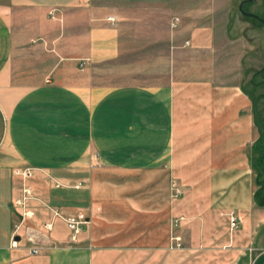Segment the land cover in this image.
<instances>
[{"label": "crops", "instance_id": "obj_1", "mask_svg": "<svg viewBox=\"0 0 264 264\" xmlns=\"http://www.w3.org/2000/svg\"><path fill=\"white\" fill-rule=\"evenodd\" d=\"M237 41L170 0L0 5V264H250L262 130ZM121 58L157 75L92 85L95 67ZM50 208L89 224L73 240ZM25 227L45 232L39 254Z\"/></svg>", "mask_w": 264, "mask_h": 264}, {"label": "rangeland", "instance_id": "obj_2", "mask_svg": "<svg viewBox=\"0 0 264 264\" xmlns=\"http://www.w3.org/2000/svg\"><path fill=\"white\" fill-rule=\"evenodd\" d=\"M16 0H0V5H10ZM95 6L117 5L125 7L137 0H91ZM171 5L175 4L188 18L191 23L213 25L217 32L229 36L233 40H238L237 46L239 58L243 57L244 84L247 89L252 90L257 102L260 125L264 128V85L253 86L252 79L256 83L264 79L258 74L264 68V24L254 18L245 17L239 10L240 3L243 0H170ZM14 5L15 10H27L23 5ZM244 10L253 13L264 19V0H258L254 3H248ZM238 58V59H239ZM144 72L136 74L132 70H127L126 59L121 58L114 62L105 63L95 67L93 73V86L111 88L115 85H123L132 82L148 83L147 80L155 77L153 68L146 66ZM131 69V66H130ZM151 69V70H149ZM154 80H151V82ZM264 135V133H263ZM264 147V137L262 140ZM264 152V148H263ZM264 156V153L263 155ZM98 157V155H95ZM34 171V168H30ZM255 183L260 189L257 192L258 201L264 205V158L255 168ZM90 221V219H89ZM87 226V225H86ZM72 232V231H71ZM79 236V235H78ZM76 237V239L78 238ZM73 239V236H72ZM75 239V240H76ZM74 240V239H73ZM255 246L259 250L254 254L250 264H264V224L256 229ZM241 251L240 249L235 252ZM260 253V255H259ZM263 256V257H262Z\"/></svg>", "mask_w": 264, "mask_h": 264}, {"label": "built area", "instance_id": "obj_3", "mask_svg": "<svg viewBox=\"0 0 264 264\" xmlns=\"http://www.w3.org/2000/svg\"><path fill=\"white\" fill-rule=\"evenodd\" d=\"M109 21H111L112 23H115L116 22V18L115 17H110ZM179 25H180V18L179 17L173 18L172 23H171V28L176 29V28L179 27ZM188 44H189V42H187V45ZM16 174L21 175L22 178L24 180H26V179H28V178H30L32 176L33 170L30 169V168L25 169V170H16ZM180 195H181L180 190H177L176 196L178 197ZM30 199H32L31 189L29 187L25 186L24 189H23V197H22L21 200H19L17 202L18 205H20L22 207L23 212H22V220L16 226V230H15L14 235H13L14 236L13 237L14 238L13 239V246L14 247H16L17 244H18V242L15 239V237L18 236L19 231L24 227L25 219H26V217L28 215L26 213V211H25V206H26V202L28 200H30ZM50 209H51V211L53 213V220H55L57 218H60V219H62V220H64L66 222V224L68 225L69 229L72 231V236H73L74 240L76 239V237L78 235H80L83 232L84 227L89 224V218L87 216H85L84 214H80V215H78L76 217H68V218H66L60 213L59 210L53 209V208H50ZM230 219H231V225H232L233 229H238L239 226L242 224L241 217L237 216L234 213H231ZM179 223H180V221L177 220L175 222V226L178 227ZM25 228H26L27 241L32 243V244H34V246L30 250V253L31 254H39L41 252V248L35 246V242H36V239H41V240H43L42 238L46 239L47 236H46L45 232L44 231H43V233L39 232V234L35 235L34 233H32L31 228H29V227H25ZM52 229H53V221H51L50 223H46L44 225V230L51 231ZM176 240L178 242V246L177 247H179L180 246V244H179V242H180L179 240L180 239L176 238ZM37 242H39V240ZM38 246H39V244H38Z\"/></svg>", "mask_w": 264, "mask_h": 264}, {"label": "water", "instance_id": "obj_4", "mask_svg": "<svg viewBox=\"0 0 264 264\" xmlns=\"http://www.w3.org/2000/svg\"><path fill=\"white\" fill-rule=\"evenodd\" d=\"M256 1H258V0H243V1L240 3L239 10H240V12H241L245 17H248V18H254V19H257V20H259V21H261V22L264 23V20H263L261 17L255 15V14H253V13H248V12H246V11L244 10V6H245L246 3H254V2H256ZM16 240L19 241L20 238L17 237Z\"/></svg>", "mask_w": 264, "mask_h": 264}, {"label": "trees", "instance_id": "obj_5", "mask_svg": "<svg viewBox=\"0 0 264 264\" xmlns=\"http://www.w3.org/2000/svg\"><path fill=\"white\" fill-rule=\"evenodd\" d=\"M248 3H246L245 4V6L247 5ZM258 74L260 75V72H258ZM252 84H253V86H260V85H264V82H260V83H256V81H255V78H253L252 79ZM260 128H261V130H262V140H263V137H264V135H263V133H264V128L260 125ZM264 147H262V149H263ZM264 153V152H263ZM263 153H262V155H263ZM263 158H264V156H262Z\"/></svg>", "mask_w": 264, "mask_h": 264}, {"label": "flooded vegetation", "instance_id": "obj_6", "mask_svg": "<svg viewBox=\"0 0 264 264\" xmlns=\"http://www.w3.org/2000/svg\"><path fill=\"white\" fill-rule=\"evenodd\" d=\"M260 17V16H259ZM262 18V17H261ZM263 19V18H262ZM264 20V19H263ZM261 22V21H260ZM263 23V22H261ZM264 24V23H263ZM260 76L264 79V68L262 70H260ZM264 82V80L262 81Z\"/></svg>", "mask_w": 264, "mask_h": 264}]
</instances>
